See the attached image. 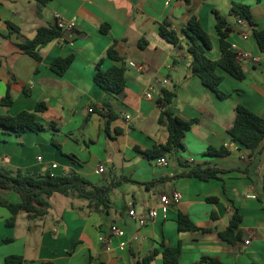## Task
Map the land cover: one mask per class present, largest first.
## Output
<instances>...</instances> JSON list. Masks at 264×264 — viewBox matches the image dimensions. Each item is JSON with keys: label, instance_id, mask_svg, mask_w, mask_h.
I'll return each mask as SVG.
<instances>
[{"label": "crops", "instance_id": "0c3cea01", "mask_svg": "<svg viewBox=\"0 0 264 264\" xmlns=\"http://www.w3.org/2000/svg\"><path fill=\"white\" fill-rule=\"evenodd\" d=\"M232 1L50 0L40 10L38 0H0V102L8 90L14 101L10 107L0 105V114L47 105L39 114L45 131L18 136L0 129V164L35 175L76 171L95 186L112 187L106 204L97 207L86 199L55 194L47 216L29 219L20 213L14 228L6 224L12 214L0 206V264L9 256L23 257V264H142L156 248L160 254L151 264H165L162 244H181L179 264H200L203 257L224 264H264V142L253 152L229 134L238 105L264 118V52L254 35L255 29L264 30V0H235L249 6L256 23L249 27L239 24ZM214 10L231 26L232 50L258 59L242 61L245 80L218 68L226 99L192 74L187 38L179 47L159 34L164 21L180 34L196 16L212 40L207 55L218 60ZM59 19L73 21V31L42 48L41 61L25 54L20 47L25 39ZM111 46L119 61L108 56ZM71 54L75 61L64 76L51 70L56 58ZM100 62L103 71L126 69L122 94L95 83ZM164 89L176 94L173 112L193 124L177 155L151 159L144 152L165 145L170 137L167 126L159 123ZM210 147L228 148L229 155H208ZM163 158L166 163L159 165ZM197 165L222 172L207 181L187 175ZM174 192L182 199L164 214L161 197ZM1 194L21 201L15 192ZM131 209L139 216L158 209L159 215L142 227L130 218ZM235 209L242 215V240L230 244L220 233ZM180 213L208 231H180ZM113 226L121 236L111 232Z\"/></svg>", "mask_w": 264, "mask_h": 264}, {"label": "trees", "instance_id": "16d2710c", "mask_svg": "<svg viewBox=\"0 0 264 264\" xmlns=\"http://www.w3.org/2000/svg\"><path fill=\"white\" fill-rule=\"evenodd\" d=\"M39 9L46 6L50 0H38ZM189 2V0H187ZM260 1V0H258ZM232 12L245 19L250 26H256L254 17L251 14L249 6L232 1ZM216 21V32L219 38V48L221 57L218 60H212L207 55V52L212 50L213 44L210 35L203 28L196 16H192L188 26L179 34L173 28L169 21H164L160 25V36L169 43L183 47L184 38L188 39L187 50L192 55L193 61L191 72L198 76L203 84L214 91L219 98L226 99L228 94L222 92L219 88L223 81V76L219 75L218 68L223 69L238 80H245L242 62L238 60L237 53L232 50L231 44L228 41L231 26L227 19L218 11H213ZM105 33L108 32L104 28ZM64 32L57 24L49 27H41L32 39H25L20 45L25 54L30 55L37 61L42 60L41 49L46 47L54 40L63 37ZM254 35L258 41L260 49L264 52V30L255 29ZM146 41L141 42L144 47ZM108 56L113 60L119 61L120 57L115 49L111 46L108 50ZM75 61V55L71 54L67 57H58L51 63V70L58 76H64ZM101 62L97 64L94 80L101 88L111 91L115 94H122L126 88V69L120 66H114L107 71H103ZM25 95L29 93L25 91ZM176 94L169 90H163L162 99L158 102L161 108V116L159 123L166 125L170 134L169 140L165 145H158L152 150L144 152L148 158L164 157L168 154L177 155L184 148L183 140L186 133L191 129L192 122L185 121L179 118L171 109V104ZM14 103L10 90L0 102L1 106L10 107ZM47 110L45 103H38L34 111H22L17 115L0 114V129H4L9 134L18 136L26 132L40 133L47 129L46 125L39 120V114ZM50 128L56 129V125L51 123ZM231 137L240 142L246 148L257 151L264 142V118L249 110L243 105H238L236 108V120L234 126L230 129ZM61 149V146L56 144ZM208 155L227 156L229 155L228 148L215 149L210 147L207 151ZM222 171L217 168L197 165L187 174L190 177L199 178L201 180H209L216 178ZM12 191L17 193L21 201L13 202L6 199L1 193ZM112 187H98L93 185L85 177L71 171L66 175H52L50 172L44 175H35L23 170L13 171L0 164V206L7 208L12 214L6 222L9 228H14L16 217L20 213H26L29 219L45 217L49 213V199L55 194L64 196H76L80 199H86L94 202L95 206L106 204V200ZM217 198H212L211 201H217ZM242 215L238 209L234 210L230 218L228 228L220 233L223 241L235 244L242 240L240 224ZM178 226L180 231H195L199 229L187 215L180 213L178 217ZM164 248L163 258L165 264H179L182 254L181 244L175 248ZM160 254L158 248L154 249L148 256L143 259L142 264H151ZM24 258L21 256H9L3 264H23ZM224 264L218 259L211 257H203L200 264Z\"/></svg>", "mask_w": 264, "mask_h": 264}, {"label": "built area", "instance_id": "2783aa9c", "mask_svg": "<svg viewBox=\"0 0 264 264\" xmlns=\"http://www.w3.org/2000/svg\"><path fill=\"white\" fill-rule=\"evenodd\" d=\"M56 24L64 32V34L72 32L76 26L73 21H65L62 19H59ZM239 24H243V25L245 24L248 27L250 26L249 23L241 17L239 19ZM243 38L248 39V34L244 33ZM237 58L241 62L244 60H252L255 63L258 62V59L256 57H253L250 53H247V52H240L239 54H237ZM165 83H167V82H165ZM127 119L130 120L131 116L127 115ZM165 163H166V160L164 158L159 161V165H163ZM54 167H56V165H54ZM104 171L105 170L103 167L100 168V173H103ZM181 199H182V195L179 192H174L172 194V196H167V195L162 196L161 197V203H162L161 208H162V211L164 212V214L167 213V211L171 205L180 203ZM158 215H159L158 209H151L148 212L147 216H139L135 209H131L129 211L130 218L132 220L136 221L142 227L145 226L149 220L156 219L158 217ZM111 232L115 235H118V236L122 235L121 229L117 226H113L111 228ZM246 244H249V242L247 241Z\"/></svg>", "mask_w": 264, "mask_h": 264}]
</instances>
